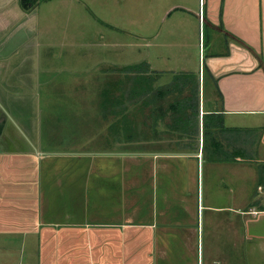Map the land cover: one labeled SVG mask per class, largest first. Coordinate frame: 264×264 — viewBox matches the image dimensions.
<instances>
[{
  "label": "crops",
  "instance_id": "0c3cea01",
  "mask_svg": "<svg viewBox=\"0 0 264 264\" xmlns=\"http://www.w3.org/2000/svg\"><path fill=\"white\" fill-rule=\"evenodd\" d=\"M52 1L63 10L85 12L83 8L90 7L88 0H42L24 11L19 0H0V44L52 36L56 12L46 15L38 10L39 5L48 9ZM91 4L97 25L114 23L109 18L117 8L125 26H130L126 35L141 38L174 36L176 31L185 36L197 26L199 39L202 26L208 25L212 33L207 53L199 50L203 104L199 116L221 114L224 127L235 129L224 132V137L250 140L252 150L264 156V0H91ZM59 31L66 35V29ZM218 37L224 39L223 49L214 52L213 40ZM7 49L3 64L14 56L15 47ZM17 68L16 74L11 70L1 74L2 92L14 89L7 76H16L14 84L22 85L21 66ZM23 72L32 78L30 70ZM176 85L165 84L172 92L179 90ZM207 88L212 102L205 109ZM5 119L1 113L0 251L10 250L6 242L13 250L25 249L26 264H199L207 249L220 252L227 264H264V205L252 203L255 198H250L243 180L239 185L243 169L255 164L238 159L201 163L202 130L188 133L198 139V146L177 151L137 149L130 142V148L118 142L108 147L106 140L97 148H86L88 143L68 135V145L82 146L58 150L34 145L32 152L29 145L16 142ZM25 126L35 139V131ZM213 174L217 183L209 185ZM230 174L236 181H230ZM256 192V197L264 198L263 186L257 185Z\"/></svg>",
  "mask_w": 264,
  "mask_h": 264
},
{
  "label": "rangeland",
  "instance_id": "374dc122",
  "mask_svg": "<svg viewBox=\"0 0 264 264\" xmlns=\"http://www.w3.org/2000/svg\"><path fill=\"white\" fill-rule=\"evenodd\" d=\"M88 1L85 3L90 7H82L85 12L56 8L57 1H52L48 9L46 5H39L42 8L38 9L40 14L56 12L51 18L52 36H38L35 42L0 44V79H4L1 76L4 71L9 74L11 70L16 74L17 64L22 72L18 77L22 85L17 87L14 84H17L16 76H7L14 89L6 92L0 90V114L6 116L5 125L11 127L9 131L14 132L16 142L20 146L29 145L32 152H35V146L38 149L58 150L82 146H75L77 143L68 145V135L75 141L80 138L88 143L85 144L86 148H97V143L102 140L109 142L108 147L118 142L121 143L120 147L127 144L126 147L130 148V142L134 144L133 148L158 151H177L195 146L196 139L178 140L176 136H183V130L178 122H169L176 115L168 106L174 103V107H177L180 102L178 96L184 99L193 95L194 89L198 88L199 53L201 51L203 55L205 49L207 53L211 28L202 26L199 36L201 47L197 26L194 33L189 31L185 36H177V31L173 33L174 36H130L124 32L130 26H125L117 8L113 10L116 13L114 18H109L112 20L110 22H115L99 26L93 16L96 9L91 0ZM105 27L111 30L106 31ZM61 28L67 30L66 35L60 34ZM223 40L222 37L215 38L212 51H221ZM12 46L15 47L14 56L6 60L8 65L3 64L2 58L8 57L7 48ZM27 70L32 74L31 79L23 72ZM172 83L177 84L176 89L185 87L184 91L180 95H177V90L166 91L168 87L165 84ZM158 91H165L162 97L157 95ZM204 94L206 109L211 106L212 96L208 88ZM202 105L200 102L199 115ZM187 112L189 114L190 110ZM25 125H30L35 131V139L26 131ZM200 126L201 122L199 130ZM187 132L193 134V124L189 125L185 134ZM154 136L159 138H152ZM216 137L225 149L223 154L218 153V157L236 156L239 162L255 164L251 169H243L245 176L242 178L240 174L239 185L243 180L246 192L250 198H255L252 203L264 205V198L255 196L258 183L264 188V156L254 152L250 140L245 138L237 140L220 133ZM34 141L37 143L34 144ZM210 142L207 136L201 163L208 159V151L209 154L214 153L209 147ZM241 147L244 150L234 151ZM214 176L209 185L217 183L213 180ZM234 178L230 174V181H236ZM5 244L10 250L0 251V264L27 263L28 251H19V248L13 250L12 243ZM208 253L211 255L208 256ZM219 253L206 249L203 257L200 256L199 264H210L207 257L212 258L211 264H227Z\"/></svg>",
  "mask_w": 264,
  "mask_h": 264
},
{
  "label": "trees",
  "instance_id": "16d2710c",
  "mask_svg": "<svg viewBox=\"0 0 264 264\" xmlns=\"http://www.w3.org/2000/svg\"><path fill=\"white\" fill-rule=\"evenodd\" d=\"M40 1L41 0H19V4H20V7L24 11H30ZM236 41L240 42L238 39H236ZM166 91L169 92L170 90L168 88H166ZM182 91H184V88H179V90H177V92L179 94H177V95H180ZM163 92H165V91H158L157 95L162 97V95L164 94ZM191 95L188 97L185 96L184 99H181V95L178 96V100L180 102H178L177 107H174V103L173 104L171 103L168 106V108H170L169 110L174 112L176 115V116H174L175 118H172L173 119L172 124H174V122H178L179 124H181L179 127L181 128V130H183L182 131L183 136L181 135V137L179 139L180 140L181 139L182 140L188 139V140L195 141L196 138L187 136L189 134H188V132H187V134H185V131L188 130V127L190 124H193L194 125V132L193 133H195L197 135L199 133V122H201V130H202V147H201V150L203 153H205L204 152V150L206 148L205 141H206L207 136H208L209 140L211 141L209 147L212 148L211 152H214L212 154H209L210 151H208L206 153V157L208 159H211L212 161H221V160L223 161V160L235 159L236 156L224 157L223 155H220V157H218L219 156L218 153L223 154L225 152V149L220 144V142L217 140V137H216V136H219V133L223 135L224 132L233 131L235 129H230V128L224 127L222 115L219 113H214V112L205 113L200 117L199 116V90H198V88L194 89L192 97H191ZM187 110H190L189 114H188ZM179 127H177V128H179ZM197 143H198V139H196V144ZM197 146H198V144H197ZM186 148L187 147L181 148V149H186ZM238 150H240V148ZM238 150L234 149V151H238ZM227 158H229V159H227ZM260 184L261 183H258V185H260Z\"/></svg>",
  "mask_w": 264,
  "mask_h": 264
},
{
  "label": "water",
  "instance_id": "95a60500",
  "mask_svg": "<svg viewBox=\"0 0 264 264\" xmlns=\"http://www.w3.org/2000/svg\"><path fill=\"white\" fill-rule=\"evenodd\" d=\"M200 162H202V161L200 160Z\"/></svg>",
  "mask_w": 264,
  "mask_h": 264
}]
</instances>
